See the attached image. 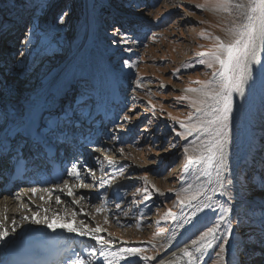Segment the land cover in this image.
Segmentation results:
<instances>
[{
  "label": "rangeland",
  "instance_id": "374dc122",
  "mask_svg": "<svg viewBox=\"0 0 264 264\" xmlns=\"http://www.w3.org/2000/svg\"><path fill=\"white\" fill-rule=\"evenodd\" d=\"M83 1L84 15L80 0H0V54L4 53L0 60L8 58L11 65L8 74L0 69L3 110L18 105L42 106L44 102L55 105L59 99L75 97L87 107L86 112L91 105H98L113 116L101 147L85 155L83 165H91L95 180L86 173L81 182L74 183L76 179L71 178L77 187L72 196L67 195V188L62 196H53L51 187H46L44 195L33 200L38 202L36 211L26 210L25 204L14 211L28 214L31 222L38 212L41 220L49 214L63 222L79 224L83 220L89 228L100 226L104 231L99 235L113 241L105 246V253L138 247L152 257L147 261L135 258L138 264L162 263L175 250L181 251L180 258L188 264L182 253L186 246L198 257L195 264H264V155L257 157V164L251 160L256 156L255 146L264 138V68L259 64L235 127L239 95L233 94L222 168L219 156L186 167L184 148L188 147L190 156L202 152L207 155L205 145L214 138L211 129L215 125L208 124L214 118L211 107L206 108L207 115L197 114L191 100L178 99L199 98V93L186 89L200 88L195 81L211 80L212 72L220 66L209 68L207 63H199L208 58L197 53L214 49L216 41L212 37L226 43L233 40L227 29L233 21L239 24L241 18L235 13L214 11L205 0ZM93 2H100L109 11L102 14V32L107 38L100 35L91 9ZM198 4L205 7L197 8ZM62 15L61 24L58 19ZM117 29L120 35L114 34ZM124 60L134 67L125 66ZM260 61L264 63V49ZM125 113L130 121L123 120ZM179 120L204 123L209 131L193 132L182 139L177 136V132H184ZM3 125L8 127L9 121ZM231 138V152L226 156ZM108 160L115 165L110 166ZM113 176L115 179H111ZM101 177L110 180V185L100 187ZM81 183L88 187L78 188ZM193 195L197 198L190 204L180 205V200ZM56 197L60 203L54 202ZM2 200L5 198L0 203ZM73 200L81 204H73ZM17 203L21 207V202ZM1 205L0 229L9 230L5 241L19 234L22 239L34 223L3 211ZM221 206L231 209L223 221ZM100 208L103 211L98 212ZM74 211V221L72 216L65 218ZM216 222L220 227L213 246L196 252L192 240ZM229 222L233 225L231 236L227 233ZM221 236L229 243L217 255ZM84 239L92 241L97 250L88 258L92 264H105L99 255L100 245L90 237ZM174 244L177 248L170 247ZM78 250L81 252L82 246ZM109 259L112 264H128L111 256Z\"/></svg>",
  "mask_w": 264,
  "mask_h": 264
},
{
  "label": "snow or ice",
  "instance_id": "6c2138e0",
  "mask_svg": "<svg viewBox=\"0 0 264 264\" xmlns=\"http://www.w3.org/2000/svg\"><path fill=\"white\" fill-rule=\"evenodd\" d=\"M206 4H211L214 11H223L227 12L230 15L235 13V15L241 18V22L237 24L235 21L232 23V27L227 29L234 39L230 42H224L220 37H212L216 41V45L213 50L207 52L197 53L198 57H207L208 60L200 59L199 63H207L209 68H213L215 64H219V70L212 72V79L209 81H195V83L200 84V88H188V92H197L199 93V98L191 99L190 97L183 96L178 97L179 100H191L190 106L195 109V113L207 115V107L212 108L213 119L208 122L210 125H215L211 131L214 133V138L206 142L205 148L207 155L201 153L199 156H190L188 155V147L184 148V153L186 157V167L190 164H200L204 161L211 162L213 159H216L219 156L220 167H223L224 159V146L227 142L228 130H229V121L232 116L233 111V94L238 93L240 96L245 95V85H251L254 83L255 77L252 75L251 64H260L261 68H264V63L257 58V45L256 41H260V46L264 49V0H205ZM197 8L203 9L205 5L198 4ZM64 15H67L65 13ZM63 15L59 17L58 23H63ZM114 34L120 35L119 30H115ZM125 37L121 35V40H124ZM130 50V49H129ZM124 65L127 67H134L130 64L128 60L123 61ZM262 83H264V73L261 76ZM137 88L140 87V83L137 82ZM129 112L134 113V110L129 109ZM193 113L189 114L188 120L191 121ZM173 120H176V117H171ZM124 121H130V116L128 113H125L123 116ZM181 128L184 129V132H177V136L184 139L186 135H191L193 132L200 131H209V128L204 123H185L183 120L177 121ZM122 152L123 149H120ZM99 162V158H97ZM110 166L115 165V161L108 160ZM87 176L92 177L94 180L95 172L88 168L86 165H81L79 168L74 163L72 167L67 170V175L76 180H83ZM122 174V173H121ZM217 176L220 177V172H217ZM111 179H115L113 176ZM145 184H147V177L143 178ZM100 187L105 185H110V180H106L103 177L99 179ZM80 187H88V185L81 183ZM220 187H224L223 181H221ZM67 188V195H74L72 187L69 186L68 182L65 181L63 187L59 190L61 192ZM32 193L36 192L35 188H31ZM139 191V190H138ZM147 193V188L143 189ZM218 191V189H216ZM223 194V193H222ZM19 197H17L18 199ZM197 197L195 195L191 196L186 200H180L179 203L183 206L186 203H191ZM83 199V197H81ZM56 202L60 203V198L56 197ZM73 204H78V200H73ZM222 207V211L225 215L220 217V221L225 219V216L231 211L230 208ZM119 208V205H117ZM47 211V210H45ZM97 211H103V208L97 209ZM35 215V214H34ZM76 212L72 213V220H75ZM127 215V213H125ZM171 215V212H169ZM28 219V217H24ZM107 222V221H105ZM15 224V220L12 221ZM32 223L34 224H44L48 228L55 230L56 228L65 229L69 233H75L79 236L90 237L100 245L99 255L104 258L105 264H112V260L109 259L111 256L113 259H122L128 262V264H138L139 261H147L152 259L144 255L145 249L138 247H127L122 248L119 252L105 253L103 250L106 245H111L113 243L110 239H105L99 233L103 232L100 226L95 228H89L83 220L79 224H73L70 222L58 221L53 223L51 220L45 218L33 219ZM239 223V221H238ZM220 224L216 222L214 226L207 228L203 231L199 237L195 240H192V245L196 252H200L205 248H211L213 246V240L216 239V234L219 231ZM15 231V228L12 229ZM227 233L229 236L233 233V225L231 222L227 225ZM9 235V230L7 228L0 229V243L4 242ZM111 235V234H109ZM159 235V233H157ZM220 239L223 241L218 245L220 252L217 255H221L225 251V245L229 243L224 236H221ZM96 249H92L89 253L90 256H95ZM183 256L188 259V264H195L198 257H196L187 246L182 249ZM179 259V258H177ZM71 264H92L91 259H74L71 261ZM170 264V262H169Z\"/></svg>",
  "mask_w": 264,
  "mask_h": 264
},
{
  "label": "bare ground",
  "instance_id": "6f19581e",
  "mask_svg": "<svg viewBox=\"0 0 264 264\" xmlns=\"http://www.w3.org/2000/svg\"><path fill=\"white\" fill-rule=\"evenodd\" d=\"M257 58L259 59V60H261V56H262V53H263V49L261 48V46H260V42H258L257 44ZM251 66V68H252V75L254 76L255 74H256V71H257V69H258V66H259V64H251L250 65ZM249 86L250 85H245V95L242 97V96H240L239 95V99H238V104L241 102V100H242V103H241V108L243 107L242 105L244 104V101H245V98H246V95H247V93H248V90H249ZM238 106L239 105H237V108H238ZM241 108H240V110H241ZM238 111V110H237ZM240 114H241V112H240ZM239 117H240V115H239ZM239 120V119H238ZM237 125V124H236ZM232 143H233V139L231 138L230 140H229V143H228V147H227V152H226V154L227 153H230L231 152V147H232ZM3 144V143H2ZM87 158V157H86ZM86 161V160H85ZM93 164V163H92ZM27 182V181H26ZM27 184L30 186L31 184L29 183V182H27ZM71 186H74L72 183L70 184ZM80 186H78V188H79ZM60 187H52V188H50V192H51V194H53V196L54 195H56V196H62V193L63 192H61L60 190ZM76 189H77V187L76 186H74V188H72V191H73V193H76L77 191H76ZM44 191L45 190H43V193H42V191H36L35 192V194H33L31 191H29V190H26V195H24V197H22L21 198V196H19V198L17 199V197L16 198H7V196H5L4 198H5V200H2V202L0 203V205H1V208L3 209V211H5L6 210V212H10V211H12V212H10L11 214H15V215H18V216H20V217H24V216H26V217H28V219H25V221H30L31 222V217L28 215V214H24V213H22V212H19L18 210H16V211H14V209L16 208V207H19V208H22V204H25V205H27V207H26V210H27V208L29 209V210H33V211H36L38 208H39V206H38V202H36V203H34L33 202V200L35 199V196H36V198L37 197H40V196H43L44 195ZM35 195V196H34ZM32 199V200H30V199ZM3 199V198H2ZM14 199H16L15 201H13ZM86 199V198H85ZM7 200H10V202H12L13 201V203L12 204H10V203H8V204H5V201H7ZM53 200V199H52ZM17 201H20L21 202V207H20V203L18 204L17 203ZM39 201H40V199H39ZM54 201V200H53ZM55 203H57L56 201H54ZM79 204H81V202H79L78 203V205ZM83 204V203H82ZM85 205V204H84ZM84 205H83V207H84ZM12 206V208H10ZM7 213V214H8ZM36 214L38 215V212H36ZM37 215H36V217H37ZM72 216V214L71 213H67L66 215H65V218H70ZM95 216V215H94ZM97 216V215H96ZM47 219H49V220H51V221H53L54 223H56V222H58V221H60V220H55L51 215H47V217H46ZM22 231V230H21ZM35 232H36V230L33 232V233H31L30 235H28L23 241H22V243H20L19 245H16V242L19 240V239H16V238H12L13 239V241L11 242V243H9L8 244V246L7 247H9V246H13L12 247V251L13 252H15V253H22V252H24L25 253V256H24V258L28 255V250H31V249H34V248H36V247H40V246H43L44 244H47V243H50L51 241H54V242H57L52 248H51V250H53V251H55V249L57 250V252H55V253H57V255H60V254H63V257L64 256H67V254L70 252V248H69V243H68V241H69V239H68V237H65V238H62L61 236H59V235H55L54 237H51V238H49V239H47V240H45L46 242H43L42 240H40V239H37V238H35L34 236H35ZM71 235H75V237H78L79 235H77V234H75V233H71ZM82 237H84V236H82ZM86 238H89V237H86ZM19 243V242H18ZM173 244V243H172ZM16 245V246H15ZM177 246V245H176ZM175 246V247H176ZM177 248V247H176ZM181 251H177V250H175V252L169 257V258H167V260L166 261H164V262H160L159 264H169V262H170V264H186L185 263V261L183 260V259H181L180 258V253ZM5 253L6 252H4V255H5ZM177 258H179V259H177Z\"/></svg>",
  "mask_w": 264,
  "mask_h": 264
},
{
  "label": "trees",
  "instance_id": "16d2710c",
  "mask_svg": "<svg viewBox=\"0 0 264 264\" xmlns=\"http://www.w3.org/2000/svg\"><path fill=\"white\" fill-rule=\"evenodd\" d=\"M80 7H81V9H82V15H84V1L83 0H80ZM92 11H93V15H94V18H95V21H96V24H97V27H98V29L100 30V35H103L104 37H106L107 38V36L105 35V34H103V32H102V29H103V23H102V14L103 13H106V12H109L107 9H106V7L103 5V4H101L100 2H93V4H92ZM259 71V70H258ZM258 71H257V73H258ZM256 73V74H257ZM256 74L254 75V77L256 76ZM253 86V83H251V85L249 86V90H248V93H247V96H246V99H245V102H244V104H243V107L242 108H244L245 107V104H246V101H247V97H248V95H249V91H250V89H251V87ZM239 95V94H238ZM260 142L261 143H259V145H256L255 146V149H256V151H255V157H252L251 158V160L253 161V162H255L256 164H257V162L259 161V160H257V157L259 156V155H264V138H262L261 140H260ZM238 160V159H237ZM247 162H245V164H246ZM251 167H253V166H251ZM244 169H245V166H244ZM230 173V172H229ZM228 173V174H229ZM230 175H231V173H230Z\"/></svg>",
  "mask_w": 264,
  "mask_h": 264
},
{
  "label": "water",
  "instance_id": "95a60500",
  "mask_svg": "<svg viewBox=\"0 0 264 264\" xmlns=\"http://www.w3.org/2000/svg\"><path fill=\"white\" fill-rule=\"evenodd\" d=\"M241 103H242V100H241V102L238 104L239 106V108H238V111H237V116H236V120H235V124H234V127H235V125L236 124H238V119H239V115H240V112H241V110H240V108H241Z\"/></svg>",
  "mask_w": 264,
  "mask_h": 264
}]
</instances>
